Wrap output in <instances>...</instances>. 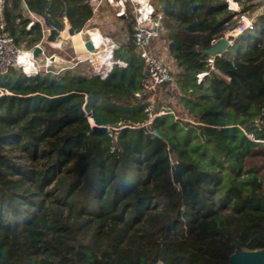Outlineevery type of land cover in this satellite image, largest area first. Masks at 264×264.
Here are the masks:
<instances>
[{
	"label": "trees",
	"instance_id": "trees-1",
	"mask_svg": "<svg viewBox=\"0 0 264 264\" xmlns=\"http://www.w3.org/2000/svg\"><path fill=\"white\" fill-rule=\"evenodd\" d=\"M152 4L167 28L152 45L163 40L173 69L154 91L142 92L130 9L114 51L127 66L105 79L83 64L0 77V264H229L264 249V144L248 137L264 141V16L210 70L205 50L234 25L226 3ZM9 5L26 48L43 34L25 14L65 17L70 34L95 16L86 0Z\"/></svg>",
	"mask_w": 264,
	"mask_h": 264
},
{
	"label": "built area",
	"instance_id": "built-area-1",
	"mask_svg": "<svg viewBox=\"0 0 264 264\" xmlns=\"http://www.w3.org/2000/svg\"><path fill=\"white\" fill-rule=\"evenodd\" d=\"M10 0H0V77L7 75L12 69H17L23 72L28 77H33L38 74H52L55 76L61 75L66 69L72 68L77 64H83V75L88 78L99 77L105 79L115 65L126 67L127 63L116 60L114 51L120 48L119 44L111 39L110 36L103 34L99 28H85L74 34H70L68 38L63 35L67 19L59 18L57 14L49 16L50 26L45 27L42 22L33 14H30V22L26 26L27 30L40 23L42 26V39L25 49L19 46L15 37L7 31L5 20V10ZM92 7L93 14L97 15L106 6L113 10L116 18L126 16L128 6L131 7L134 15V32L133 41L135 49L139 57L144 62V71L148 72L145 75L142 92H151L166 82L173 80V70L162 58L156 55L152 48L153 40H156L160 35L167 32L165 25V12L156 10L152 4V0H86ZM226 3L227 9L232 13V22L234 25L225 34L224 38L229 41L230 46L233 44V39L243 36L249 31H253L256 27L258 19L264 16V0H223ZM52 31L57 32L54 39H50ZM99 31L102 35V42L99 46H95L94 32ZM88 35V38L83 41V47L86 50L85 56H79L71 64L64 65L59 68H54L55 61L53 57H58L54 53H47L46 46L52 49H60L65 41L73 37ZM47 36V37H46ZM91 42L92 50L85 47L86 42ZM214 42L213 44H215ZM35 48L41 49V54L44 57V64L41 66L34 55ZM60 58V57H58ZM215 57L208 58L211 65L210 70H214L213 63ZM64 62V61H63ZM208 75V71L197 75L198 83L202 82ZM137 97L140 93L136 94ZM161 112L160 114H163ZM173 114H175L173 112ZM150 123V121H149ZM261 119L255 121L256 126L261 127ZM248 137L256 142L253 135Z\"/></svg>",
	"mask_w": 264,
	"mask_h": 264
},
{
	"label": "crops",
	"instance_id": "crops-1",
	"mask_svg": "<svg viewBox=\"0 0 264 264\" xmlns=\"http://www.w3.org/2000/svg\"><path fill=\"white\" fill-rule=\"evenodd\" d=\"M8 6L10 7L9 3H8L7 7ZM128 9H130V11L132 13V9H131L130 6H128L127 11H128ZM110 11H112V9H110L109 6H106L103 10H101L97 15L94 16L92 22L89 21V23L87 24L86 28H94L95 27V28H99L100 31L102 32L103 31L102 30V25L100 24L101 21H102V24H103V21L106 22V23L107 22L111 23V24H112V21L113 22L115 21L113 23V24H115L114 27L118 28L116 32H114V29H113V30L110 31L109 35L105 34L103 32L102 33L105 34V35L110 36L113 41L118 43V40L120 38L126 39V37H127V30L125 28V19L127 18V13H126L125 17L118 18L117 21H116V19H113L112 15H110L111 14ZM25 15L29 17L30 14L28 13V14H25ZM36 18H38V17H36ZM111 19H113V20L111 21ZM90 24L93 27H90L91 26ZM69 27H70L69 26V22L67 20L66 29H65V31L63 33L65 38H68L70 36ZM97 32H99V31H97ZM78 37H79V40L76 39ZM78 37H73L72 39H70L68 41H65L60 49H52L50 46H48L51 50L54 51V52L52 51V53L56 54L58 57H60L59 58L60 60L64 61V62H55L54 63L55 66H58V68H59V67H62L64 65L71 64L74 60H77V58L79 57L78 55H80L81 57L85 56L86 50L83 47V41L84 40H83L82 36H78ZM78 48L81 49V52H79V53H78ZM49 53H51V52H49ZM70 61H71V63H70Z\"/></svg>",
	"mask_w": 264,
	"mask_h": 264
},
{
	"label": "water",
	"instance_id": "water-1",
	"mask_svg": "<svg viewBox=\"0 0 264 264\" xmlns=\"http://www.w3.org/2000/svg\"><path fill=\"white\" fill-rule=\"evenodd\" d=\"M23 5L25 6V3H23ZM229 46V41L226 38H222L218 42L213 44L210 48L206 49L204 53L210 57H216L226 52ZM85 47L88 50L93 49V45L89 41L86 42ZM40 54L41 49L35 48L33 51V55L37 57ZM52 61L63 62V60H60L57 57H53ZM147 74L148 72L145 70L144 75ZM229 264H264V249L255 251H236L233 255H231Z\"/></svg>",
	"mask_w": 264,
	"mask_h": 264
},
{
	"label": "rangeland",
	"instance_id": "rangeland-1",
	"mask_svg": "<svg viewBox=\"0 0 264 264\" xmlns=\"http://www.w3.org/2000/svg\"><path fill=\"white\" fill-rule=\"evenodd\" d=\"M110 15H112V17H113V19H116V21H117V19L118 18H116L115 16H114V12H113V10L112 11H110ZM113 19H111V21L113 20ZM115 22V21H114ZM113 21H112V24L111 23H106V22H104L103 21V24H102V21H101V25H102V32L103 33H105V34H107L108 32H110L111 30H113L114 29V32H116L117 31V29L118 28H115L114 27V25L115 24H113L114 23ZM90 26V25H89ZM90 27H93L92 25L90 26ZM117 27V26H116ZM82 38H83V40H85V39H87L88 38V35H84V36H82ZM77 40H79V37L78 38H76ZM76 40V41H77ZM79 42V41H78ZM21 46L22 47H24L25 49H27L26 47V45L25 44H21ZM81 47V46H80ZM152 48H153V51L156 53V55L157 56H159V58H162L164 61H166L167 62V64L169 65V59H168V56H167V48H166V45H165V43L163 42V40H159V41H157L154 45H152ZM46 49V51L49 53V52H51L52 53V51L53 50H51L48 46L45 48ZM54 52V51H53ZM79 52H81V49L80 48H78V53ZM78 56H80V55H78ZM36 60H37V62L41 65V66H43V64H44V57L42 56V55H39V56H37V58H36ZM54 66V68H58V66H55V64L53 65ZM2 92V91H1ZM1 95V94H0ZM175 113V115L178 117H181L178 113H176V112H174ZM182 119H183V117H181ZM262 145L264 144V143H261ZM264 162V161H263ZM263 173H264V169H263Z\"/></svg>",
	"mask_w": 264,
	"mask_h": 264
},
{
	"label": "bare ground",
	"instance_id": "bare-ground-1",
	"mask_svg": "<svg viewBox=\"0 0 264 264\" xmlns=\"http://www.w3.org/2000/svg\"><path fill=\"white\" fill-rule=\"evenodd\" d=\"M93 35H94L93 36L94 37V43H95V46L97 47L102 42L103 35L97 31H95Z\"/></svg>",
	"mask_w": 264,
	"mask_h": 264
}]
</instances>
